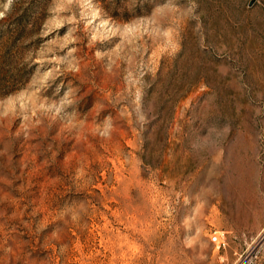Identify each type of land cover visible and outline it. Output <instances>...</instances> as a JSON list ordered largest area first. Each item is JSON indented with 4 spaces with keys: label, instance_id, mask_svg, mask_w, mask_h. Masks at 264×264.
Returning a JSON list of instances; mask_svg holds the SVG:
<instances>
[{
    "label": "rangeland",
    "instance_id": "374dc122",
    "mask_svg": "<svg viewBox=\"0 0 264 264\" xmlns=\"http://www.w3.org/2000/svg\"><path fill=\"white\" fill-rule=\"evenodd\" d=\"M0 264H264V0H0Z\"/></svg>",
    "mask_w": 264,
    "mask_h": 264
},
{
    "label": "built area",
    "instance_id": "2783aa9c",
    "mask_svg": "<svg viewBox=\"0 0 264 264\" xmlns=\"http://www.w3.org/2000/svg\"><path fill=\"white\" fill-rule=\"evenodd\" d=\"M212 240L214 242H218L220 240V236L218 234L214 233V235L212 236Z\"/></svg>",
    "mask_w": 264,
    "mask_h": 264
}]
</instances>
